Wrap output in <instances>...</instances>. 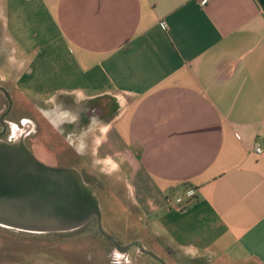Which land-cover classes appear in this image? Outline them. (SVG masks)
I'll return each mask as SVG.
<instances>
[{"label": "crops", "instance_id": "obj_1", "mask_svg": "<svg viewBox=\"0 0 264 264\" xmlns=\"http://www.w3.org/2000/svg\"><path fill=\"white\" fill-rule=\"evenodd\" d=\"M0 69L39 151L66 141L127 220L149 222L145 244L130 229L119 244L226 264L209 249L225 237L264 264V0H0ZM77 246L106 264L108 244Z\"/></svg>", "mask_w": 264, "mask_h": 264}, {"label": "water", "instance_id": "obj_2", "mask_svg": "<svg viewBox=\"0 0 264 264\" xmlns=\"http://www.w3.org/2000/svg\"><path fill=\"white\" fill-rule=\"evenodd\" d=\"M0 91L9 103L6 114L11 99L4 87L0 86ZM92 216L98 232L122 254L136 247L164 264L139 241L121 245L104 232L98 195L79 169L46 165L22 140H0V226L32 233L67 232L82 227Z\"/></svg>", "mask_w": 264, "mask_h": 264}, {"label": "rangeland", "instance_id": "obj_3", "mask_svg": "<svg viewBox=\"0 0 264 264\" xmlns=\"http://www.w3.org/2000/svg\"><path fill=\"white\" fill-rule=\"evenodd\" d=\"M14 39L17 40V36ZM28 81L30 82V80ZM24 92L27 95L37 97L34 94H30L31 91L24 90ZM5 107L6 101L2 92H0V112H2ZM22 113L23 112L19 111L18 108H16V111L14 112V115H16L17 118V123L16 125L13 124L12 127L14 129H18L19 131L20 128L25 125L23 117L24 114ZM46 129L48 130L49 128L46 127ZM41 135L42 134L39 133V137H41ZM50 144L51 146L54 144L55 148L64 150L65 152L67 151V148H65V145L61 142L54 141L52 143H47L48 147H50ZM69 148L71 147L69 146ZM46 153H49V155L51 154L50 152ZM67 154L68 153L65 154L64 152L60 151L58 155L62 158V160L59 157L55 158L54 160L52 157H50V155L46 158L41 157L40 161L46 165L53 167H68L70 165H75L74 167L79 168L82 163V158L78 156L69 157L67 156ZM96 193L100 202L101 225L104 232L108 234H113L116 241L123 239V241L129 242L127 237L120 235L123 234L124 231H128L130 229L129 234L138 232L142 236V238L144 239V242H142L143 244L148 241L147 233L149 229L147 227V224L149 222L146 221V219L140 218L138 221L133 220V222H130L129 220H127L129 216L128 213L121 212V210L118 209L115 203H113L111 197L109 198L106 193L104 194L100 190H96ZM188 197L189 199H193L192 194H189ZM167 199L168 198H166V202L169 203L170 200ZM91 227L92 228L86 230L89 232L81 233V235H78L79 237H75L78 242H73L72 239L71 241H68V238L72 237H67V235H58L54 233H32L0 226V264H99L97 262H99L100 260H98L95 255H93L94 251H91L90 254L89 250L85 249L84 247L82 249H79L77 246L79 244H82V240H86L89 242L91 240L93 245L97 243L107 245L103 238L96 233L93 228V225ZM82 234H84L85 237L82 236ZM187 239L188 238H183L182 240L184 242L182 243H190L192 247H195L192 249V251L195 252V254L201 256V258L198 259L199 261L214 259L213 257L207 255H201L199 249L201 248V246L205 245L204 242L195 240L188 241ZM224 239L222 238L219 243H215L214 245H210L209 247V249H216L219 253H221L219 254L220 257L216 258V260H227L226 264H242L243 261L247 262L246 264H253L251 260L244 254V252L236 246L232 239H227L225 237ZM69 245H73V247ZM58 250H60L61 253ZM129 254L131 255V257L133 255L137 256L138 259L153 260L150 256H147L146 254L142 255L136 247L130 248ZM154 254L160 257L164 261V264L168 263V259H166V253L154 252ZM175 254L176 253H170V257H172L171 259H175V257L177 259H182ZM40 256L50 257L52 259L45 260L42 259ZM121 256V252H119L114 246L110 247L108 245L106 264H119ZM183 260L193 261L195 259H192V257L187 256Z\"/></svg>", "mask_w": 264, "mask_h": 264}, {"label": "flooded vegetation", "instance_id": "obj_4", "mask_svg": "<svg viewBox=\"0 0 264 264\" xmlns=\"http://www.w3.org/2000/svg\"><path fill=\"white\" fill-rule=\"evenodd\" d=\"M8 94H9L10 99H11V107L8 110V112L5 114L8 106H9V103H8L7 98L4 96L5 101H6V107L2 112H0V133H2V135L0 136V140H4V141H8V142H13L16 140H22L26 144V146L29 148L31 153L39 161L41 160L40 159L41 157L46 158V157L50 156L49 153H46V156H44L43 155L44 153L39 151V149H40L39 147H41V145H42L41 144L42 142L39 139V133L41 134L42 131H41V126H40L39 122H37L35 120V118L32 117V115L29 114V117H27L29 119V121H31L33 123V125L31 124V127L30 128L28 127L27 130L25 129V125L22 128H20V131L16 128L14 129L12 127L13 124L16 125V123H17V118H16V115H14V112L16 111V108H18V102L16 99H14L12 97V95L10 93H8ZM86 109H83L80 112L81 119H83L82 117L84 114L87 115L88 110H86ZM18 110L23 112L22 114L25 115V112L22 111L21 108H19ZM91 112H94L95 114L99 113V106H96L95 108H93V111H91ZM47 120L50 121V119H47ZM1 122L4 123V125H5L4 130H3V124ZM46 123H47L46 127L49 128L48 130H50L48 137H50V139H51V137L53 136V134H51L52 133L51 132L52 126H51L50 122H46ZM65 142H64V145L66 148L67 144ZM46 147H47L46 148L47 150L43 151V152H50V153L52 152L50 157H52L54 160H55V158L59 157L58 152H60V151H58V152L52 151L53 145L51 146V144H50V147H48V145ZM61 151L64 152L65 154L67 153V151L65 152L64 150H61ZM59 158L62 160L61 157H59Z\"/></svg>", "mask_w": 264, "mask_h": 264}, {"label": "trees", "instance_id": "obj_5", "mask_svg": "<svg viewBox=\"0 0 264 264\" xmlns=\"http://www.w3.org/2000/svg\"><path fill=\"white\" fill-rule=\"evenodd\" d=\"M79 170L82 173L84 180L87 183L91 184L95 188V190H101L103 188V183H102V181L98 177H96L93 174L88 173L85 169H83L81 167H79ZM92 225H93V228L96 231V233L99 236H101L107 242V244L110 247H113V244L110 241H108L104 236H102L98 232L97 226H96V219H95L94 216H92L90 218V220L86 224H84L82 227H80L78 229H75V230H72V231H67V232H54V234H58V235H68V234L81 233V232H84V231L88 230L89 228H92L91 227Z\"/></svg>", "mask_w": 264, "mask_h": 264}, {"label": "built area", "instance_id": "obj_6", "mask_svg": "<svg viewBox=\"0 0 264 264\" xmlns=\"http://www.w3.org/2000/svg\"><path fill=\"white\" fill-rule=\"evenodd\" d=\"M206 0H200V3L201 4H204ZM164 24V23H163ZM252 151L255 153V154H260L264 151V140H259V139H256L254 141V144H253V147H252ZM188 196L189 194H192V191H189L188 193Z\"/></svg>", "mask_w": 264, "mask_h": 264}]
</instances>
